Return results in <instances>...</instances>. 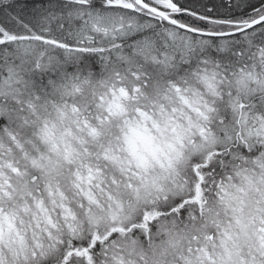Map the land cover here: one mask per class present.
Returning a JSON list of instances; mask_svg holds the SVG:
<instances>
[{"label":"snow or ice","instance_id":"6c2138e0","mask_svg":"<svg viewBox=\"0 0 264 264\" xmlns=\"http://www.w3.org/2000/svg\"><path fill=\"white\" fill-rule=\"evenodd\" d=\"M0 264H264V0H0Z\"/></svg>","mask_w":264,"mask_h":264}]
</instances>
